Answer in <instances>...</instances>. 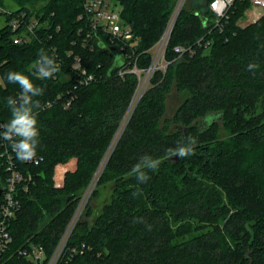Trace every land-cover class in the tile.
<instances>
[{"label": "trees", "instance_id": "16d2710c", "mask_svg": "<svg viewBox=\"0 0 264 264\" xmlns=\"http://www.w3.org/2000/svg\"><path fill=\"white\" fill-rule=\"evenodd\" d=\"M11 1L14 11H0V125L20 105V86L7 73L21 72L44 88L34 97L42 105L34 109L42 160L18 159L32 179L19 194L11 251L33 242L51 254L131 114L140 84L132 70L152 65L176 3L117 0L133 35L121 50L102 29L91 30L87 0ZM211 1L204 14L181 10L165 50L166 71L153 73L69 240L68 247L87 250L68 264H264V15L241 26L251 5L236 0L217 23ZM21 13L38 25L31 41L19 45L9 22ZM177 46L186 51L176 53ZM41 49L59 65L51 79L33 75ZM76 58L95 77L89 85L79 84ZM174 87L186 98L168 120L165 101ZM222 121L226 138L218 134ZM6 131L0 126V137ZM189 146L194 155L170 152ZM153 159L161 161L154 171ZM137 163L150 176L146 183L132 172ZM6 180L0 157V190ZM103 185L110 189L106 199Z\"/></svg>", "mask_w": 264, "mask_h": 264}, {"label": "built area", "instance_id": "2783aa9c", "mask_svg": "<svg viewBox=\"0 0 264 264\" xmlns=\"http://www.w3.org/2000/svg\"><path fill=\"white\" fill-rule=\"evenodd\" d=\"M235 1L236 0H212L210 2L209 9L214 14L217 23L222 19L227 18L228 11ZM249 1L251 5L250 9L254 15L251 22H255L264 15V0ZM0 11L8 14L10 13L1 8ZM85 15L89 19V25L92 28V31L96 32L99 29H102L105 34L110 36L113 42L117 41L123 46L121 50L124 49L127 41L131 40L133 37L130 28L123 26L121 23V10L111 0H87L85 3ZM9 25L14 33V44L21 45L31 41L30 33H33L38 22L31 21L28 23L26 20V14L21 13L13 16ZM171 26L172 21L169 28H171ZM168 32L161 43L164 57L170 38ZM190 50L191 49L189 48V51ZM185 51L186 49L184 47H175V52L178 54H183ZM152 67L153 65L146 70L148 71V74L151 72L149 78H151L154 73L151 71ZM74 68L82 75L79 80L80 85H89L95 80L93 75H90L85 70L81 69L79 58H76ZM132 72L139 75L141 82V75L145 72H142L137 68H134ZM121 75H123V72H121ZM13 140H15L14 134ZM10 144L11 142L6 141L4 137H0V157L3 159V164L7 172V180L2 189V194L0 195L2 197L0 203V264H68L76 253H83L87 250L85 244L68 247L69 240L74 231L73 226L76 221L78 222L81 216V206L76 211L57 247L51 254H49L43 246L37 245L33 242H29L26 245L11 251L13 236L10 227L21 210L19 194L20 191L27 189V185L24 183L31 181L32 177L31 175L24 174L20 170L18 159L16 158V154L12 150ZM41 160L42 159L36 155L32 161H27L26 163H34L37 165ZM82 203L83 202H81V204ZM15 260L17 261L15 262Z\"/></svg>", "mask_w": 264, "mask_h": 264}, {"label": "clouds", "instance_id": "9594fccd", "mask_svg": "<svg viewBox=\"0 0 264 264\" xmlns=\"http://www.w3.org/2000/svg\"><path fill=\"white\" fill-rule=\"evenodd\" d=\"M251 66V65H250ZM33 75L39 79H51L59 71V65L53 56L48 55L43 49L38 53V59L33 65ZM9 83L18 84L21 92L18 99L20 100L19 107L13 108L11 112V119L3 125L7 129L3 133V137L6 141L11 142V148L16 154V158L20 161L27 162L32 161L37 155V148L39 145V128H38V113L35 110H42L40 100L34 99L44 94V88L35 85L29 76L17 72L11 71L6 75ZM7 104L11 105L14 101L9 97L6 98ZM13 134L15 140H13ZM193 144H196V140L190 137ZM173 155H178L180 158H184L195 154V147H181L176 150H170ZM147 156V155H146ZM161 161L159 159H153L148 163V167L151 170H156ZM141 165L136 164L132 168V172L138 173V182L146 183L150 176L140 171Z\"/></svg>", "mask_w": 264, "mask_h": 264}, {"label": "rangeland", "instance_id": "374dc122", "mask_svg": "<svg viewBox=\"0 0 264 264\" xmlns=\"http://www.w3.org/2000/svg\"><path fill=\"white\" fill-rule=\"evenodd\" d=\"M111 1L114 4H116L118 2L117 0H111ZM180 1L181 0H175L176 5H175V10L173 12V15L175 14L178 5H180ZM5 7H0V8L3 9L4 11H8V10H6L7 8L10 9V11L11 10L14 11L16 6H15L13 1L5 0ZM182 9H184L186 11H189V12H192V13L199 12L201 14H204L206 12V9H207V0H184L181 10ZM173 15H172V17H173ZM253 18H254L253 12L251 11V9H249V10H247L245 12V14L241 18L239 24L241 26H246L249 23H251ZM3 20H4V18L1 17L0 18V27L3 25ZM171 20H172V18L170 19L169 25H168L167 30L165 31L163 37L170 30L169 26H170ZM163 37L161 38L160 42L156 46H154V48L152 49V54H153L152 65H153V67H152L151 71H153V72H155L157 70H162L164 72V71H166V68L168 66V64H167V62L165 60V57H164V53H162V49L163 48H162L161 43L163 42V40H162ZM150 74H151V72L148 74V71H146L145 73H143L141 75V82H140V84L138 86L139 90L137 89V91H138V92L136 91L137 95L135 94L136 95V99L134 100V104L130 106L129 110H133L134 107L137 106V105L135 106V103H137L139 97H142L144 92H145V90L150 87V79H151V78H149ZM185 98H186V95L185 94H180L177 91L176 87H174L172 89L171 93H169L168 96L166 97V101H165L166 111H165L164 119H168V120L172 119L175 116V114H176L177 110L179 109V107L181 106V104L184 102ZM127 117L125 118L126 121L128 119ZM126 121H123L121 123V125H120V127H119V129H118V131H117V133H116V135H115V137H114L109 149L111 148L113 150L117 139L121 135L122 131L125 130L124 127L126 125L125 124ZM223 125H224L223 121L220 122L219 129H218V134L220 135V137L226 138L227 136H229V134H228L229 132L226 131V129H225V127ZM109 149L107 150V152L105 154V157H104V159H103V161H102V163H101V165H100V167H99V169H98V171L96 173L95 178L93 179V181L91 182L89 188L86 190V192L84 194V197H83V199L81 201L83 203L82 204L80 203L81 205L79 204V206H78V208L81 206V208H80L81 216L85 213V209L87 208L86 206L89 203L90 198L88 199V197H89L90 193H93V191L95 190V188L97 186V183L99 181V178L102 175V173H103V171H104V169H105V167L107 165L106 162H107L108 156L110 155ZM112 150H111V152H112ZM108 153H109V155H108ZM101 187L102 188H101L100 197H102L103 199H106L108 197L107 196V192L110 189H109L108 185L107 186L103 185ZM93 202H91L89 204V205L92 204V207H93ZM81 216H80V218L83 217V216L82 217Z\"/></svg>", "mask_w": 264, "mask_h": 264}, {"label": "water", "instance_id": "95a60500", "mask_svg": "<svg viewBox=\"0 0 264 264\" xmlns=\"http://www.w3.org/2000/svg\"><path fill=\"white\" fill-rule=\"evenodd\" d=\"M183 2H184V0H181V1H180V5H178L175 14H174L173 17H172V20H171V21H172V26H171V28H170V30H169V32H168V35H169V36H171V34H172L173 27H174L175 22H176V20H177L179 14H180V11H181V8H182V4H183ZM165 37H166V34H165V36L163 37L162 40H164ZM138 90H139V89H138ZM137 92H138V91H137ZM136 95H137V93H136ZM136 95H135V97L133 98V101H132V104H131V105L134 104V100L136 99ZM140 98H141V97H139L137 103H135V106L138 104ZM134 109H135V107H134ZM134 109L132 110L131 114L129 115V118L127 119V122H126V125H125L124 129L126 128V126H127L128 122H129V119H130V117H131V115H132ZM123 132H124V130L122 131V133H121V135L119 136V138L122 136ZM119 138L117 139V141H116V143H115V145H114V148L116 147V145H117V143H118V141H119ZM114 148H113V150H114ZM113 150H112V152H113ZM112 152L110 153V155H109V157H108V159H107V162H108V160H109V158H110ZM107 162H106V164H107ZM92 190H93V189H92ZM1 194H2V190H0V195H1ZM91 194H92V193H90L88 199L90 198ZM86 203H87V202H86ZM76 224H77V221L75 222V224H74V226H73V229L75 228V225H76Z\"/></svg>", "mask_w": 264, "mask_h": 264}]
</instances>
